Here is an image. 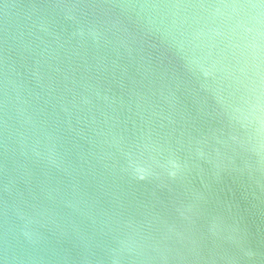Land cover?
I'll use <instances>...</instances> for the list:
<instances>
[{
    "label": "water",
    "instance_id": "water-1",
    "mask_svg": "<svg viewBox=\"0 0 264 264\" xmlns=\"http://www.w3.org/2000/svg\"><path fill=\"white\" fill-rule=\"evenodd\" d=\"M0 264H264V0H0Z\"/></svg>",
    "mask_w": 264,
    "mask_h": 264
},
{
    "label": "clouds",
    "instance_id": "clouds-1",
    "mask_svg": "<svg viewBox=\"0 0 264 264\" xmlns=\"http://www.w3.org/2000/svg\"><path fill=\"white\" fill-rule=\"evenodd\" d=\"M197 62H199V61H197Z\"/></svg>",
    "mask_w": 264,
    "mask_h": 264
}]
</instances>
